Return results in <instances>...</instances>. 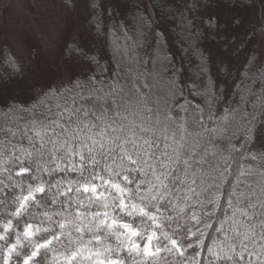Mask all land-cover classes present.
I'll return each mask as SVG.
<instances>
[{"label": "snow or ice", "instance_id": "1", "mask_svg": "<svg viewBox=\"0 0 264 264\" xmlns=\"http://www.w3.org/2000/svg\"><path fill=\"white\" fill-rule=\"evenodd\" d=\"M242 23L237 15L207 21ZM70 51L99 66L82 48ZM147 55L145 66L174 68L163 44ZM119 64L108 83L69 75L67 87L37 92L30 105L0 108V176L10 182L0 180V193L20 189L0 198V264H264V69L252 72L246 61L245 80L259 92L242 80L239 104L220 111L223 89L211 79L189 92L204 99L193 106L178 79L161 95V72L122 84ZM18 135L26 146L13 143ZM33 165V183L13 179ZM62 171L77 179H42ZM45 200L62 210L50 211Z\"/></svg>", "mask_w": 264, "mask_h": 264}, {"label": "trees", "instance_id": "2", "mask_svg": "<svg viewBox=\"0 0 264 264\" xmlns=\"http://www.w3.org/2000/svg\"><path fill=\"white\" fill-rule=\"evenodd\" d=\"M96 0L99 5L96 8H87V19L83 32L79 38L83 39L85 34L90 35L92 41L86 45L77 39H68L62 56L65 61L78 62L82 66L80 74L73 76L85 79L93 77L96 81L108 83L112 78V71L118 70L119 61H124V72L121 73V83H130L136 74L145 73L152 69L153 73L159 71L162 74L157 78V91L164 95L170 79H178L180 86L184 88V96L193 106L199 104L204 106L203 97L189 95L191 91H202L209 79L214 81L216 90L223 89V93L216 102V108L220 111L228 105L239 104V89L237 86L243 80L252 85L259 92V84H254L250 79L245 80L248 75L249 66L246 61L252 60L254 67L252 72L264 69V5L261 0H239V4H229L225 7L226 0ZM255 4V5H253ZM2 5H4L2 3ZM5 6V5H4ZM104 16L103 18L101 17ZM219 15L221 22L231 16H240L243 23L238 27L217 26L210 28L207 24L210 16ZM100 25L99 34L96 24ZM120 33L124 45L116 41ZM78 37V36H77ZM71 38V37H69ZM115 39V44L113 40ZM163 44L173 59L174 68L168 66L166 70L159 67L153 69L151 64L145 66L149 52H156ZM82 48L88 55L95 56L99 66L89 63L78 52L70 51L72 46ZM117 45L120 47L118 48ZM204 54V61L200 54ZM22 56V57H20ZM11 52L7 45L0 46V108H6L9 104L30 105L36 97V93L48 88L67 87V82H60L39 90L28 91L24 89L22 80L26 82V67L29 65L28 57ZM28 61V62H27ZM10 62H14V65ZM221 69H227V75ZM178 71V75L174 72ZM29 74V73H28ZM30 76V74H29ZM20 80V86L15 84ZM19 82V83H20ZM24 83V82H23ZM99 86V84H97ZM13 88V89H12ZM25 90L26 97L22 90ZM12 90L14 93H12ZM184 104V99L178 100ZM248 110H251L249 104ZM181 116L185 113L181 112ZM13 143L27 145V141L20 135L13 139ZM239 163H247L239 161ZM234 168L238 166L234 162ZM250 166V165H249ZM36 171L35 166L22 177L13 175L14 180L20 181L27 186L32 181V174ZM78 174L69 171L43 175L46 181L75 180ZM7 174L0 176L5 184ZM254 178H249L251 182ZM228 191L226 186L225 192ZM20 189H5L0 193V198L7 196L11 198L19 194ZM63 200L64 198H60ZM223 203V201H222ZM50 211L62 210L63 205H53L45 200ZM93 210H96L93 208ZM37 212L42 209H36ZM222 214V209L220 210ZM230 214V213H229ZM25 216L16 224V231H22ZM90 235L85 233V239ZM14 240V235L9 237ZM108 243H114L111 238ZM207 240L206 243H209ZM191 251V250H189Z\"/></svg>", "mask_w": 264, "mask_h": 264}, {"label": "rangeland", "instance_id": "3", "mask_svg": "<svg viewBox=\"0 0 264 264\" xmlns=\"http://www.w3.org/2000/svg\"><path fill=\"white\" fill-rule=\"evenodd\" d=\"M71 3L72 0H0V46L7 43L12 53L29 59L26 82L21 81L24 89L39 90L80 74L82 66L73 59L68 62L67 57L65 61L62 52L68 39L75 40L83 32L88 13L82 0H76L75 7L68 6ZM121 36L119 33L116 41L124 45ZM90 40L88 33L79 38L86 45Z\"/></svg>", "mask_w": 264, "mask_h": 264}]
</instances>
